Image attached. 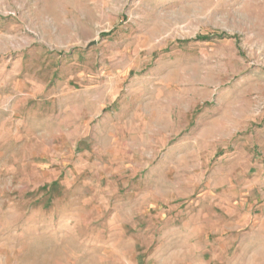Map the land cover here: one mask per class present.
<instances>
[{
    "label": "rangeland",
    "instance_id": "obj_1",
    "mask_svg": "<svg viewBox=\"0 0 264 264\" xmlns=\"http://www.w3.org/2000/svg\"><path fill=\"white\" fill-rule=\"evenodd\" d=\"M0 264H264V0H0Z\"/></svg>",
    "mask_w": 264,
    "mask_h": 264
},
{
    "label": "water",
    "instance_id": "obj_2",
    "mask_svg": "<svg viewBox=\"0 0 264 264\" xmlns=\"http://www.w3.org/2000/svg\"><path fill=\"white\" fill-rule=\"evenodd\" d=\"M94 44H95V42H91V43L88 44V46H91V45H94Z\"/></svg>",
    "mask_w": 264,
    "mask_h": 264
}]
</instances>
